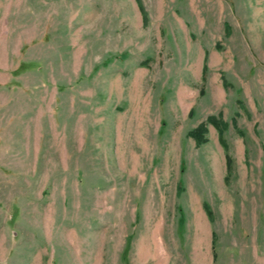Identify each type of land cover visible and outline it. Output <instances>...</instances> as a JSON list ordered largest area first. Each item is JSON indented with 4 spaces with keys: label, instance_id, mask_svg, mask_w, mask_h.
<instances>
[{
    "label": "rangeland",
    "instance_id": "374dc122",
    "mask_svg": "<svg viewBox=\"0 0 264 264\" xmlns=\"http://www.w3.org/2000/svg\"><path fill=\"white\" fill-rule=\"evenodd\" d=\"M0 264H264V0H0Z\"/></svg>",
    "mask_w": 264,
    "mask_h": 264
},
{
    "label": "trees",
    "instance_id": "16d2710c",
    "mask_svg": "<svg viewBox=\"0 0 264 264\" xmlns=\"http://www.w3.org/2000/svg\"><path fill=\"white\" fill-rule=\"evenodd\" d=\"M225 29L226 30L228 29V24L227 23H225ZM208 120L210 121V123L212 125L214 124V126L217 129V132H218L219 136H221L222 135L221 134L222 133V128H223V126H225V124L222 123L219 120H216L214 117H209ZM205 132H206L205 125L201 124L197 128H194L191 131H189V135H191L194 138L196 144L199 145L201 142L206 140L204 135H203ZM220 142L223 143V139L220 140ZM226 161L228 162V165H229V162H230L229 158H227ZM203 206H204V209L208 212L209 211L208 210V206H206V204H203Z\"/></svg>",
    "mask_w": 264,
    "mask_h": 264
}]
</instances>
